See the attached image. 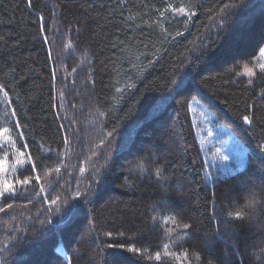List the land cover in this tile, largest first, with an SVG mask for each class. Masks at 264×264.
I'll return each mask as SVG.
<instances>
[{
  "label": "trees",
  "instance_id": "trees-1",
  "mask_svg": "<svg viewBox=\"0 0 264 264\" xmlns=\"http://www.w3.org/2000/svg\"><path fill=\"white\" fill-rule=\"evenodd\" d=\"M263 46L264 0H0V132L24 159L14 172L0 148L17 191L0 264H264ZM193 98L249 149L218 182L204 180ZM253 191L262 202L230 219ZM164 215L192 227L169 238L171 220L152 221Z\"/></svg>",
  "mask_w": 264,
  "mask_h": 264
},
{
  "label": "rangeland",
  "instance_id": "rangeland-1",
  "mask_svg": "<svg viewBox=\"0 0 264 264\" xmlns=\"http://www.w3.org/2000/svg\"><path fill=\"white\" fill-rule=\"evenodd\" d=\"M262 53H264V46L259 50L264 62V54ZM190 105L194 136L201 148L205 172L211 173L213 177L221 173L223 175L233 173L237 169L236 160L238 156L243 159V163L239 165V169H241L248 160L249 149L246 144L237 137L232 129L217 122L214 112L208 105L201 102L199 98L193 100ZM0 141L3 144L8 142V138L2 131L0 132ZM7 145L11 154L15 155V160L11 163V167H17L22 164L24 162L23 156L10 143ZM150 150L153 152V157H155L154 145L150 147ZM224 156H229V161H224ZM18 161L23 162L17 163ZM0 164L2 167L0 168V183L8 182V178H6L7 160ZM164 203L170 205L166 200Z\"/></svg>",
  "mask_w": 264,
  "mask_h": 264
},
{
  "label": "snow or ice",
  "instance_id": "snow-or-ice-1",
  "mask_svg": "<svg viewBox=\"0 0 264 264\" xmlns=\"http://www.w3.org/2000/svg\"><path fill=\"white\" fill-rule=\"evenodd\" d=\"M229 5L225 4L223 5V7H221L220 11L223 12ZM169 7H171V5H169ZM176 12L178 13H181L183 14L185 12V9L184 7H180V8H177L175 9ZM161 15H163V13H161ZM195 15V12H189L188 13V16L189 18H191V16ZM166 31V30H165ZM177 36L179 35H182L181 32H177L176 33ZM115 46V45H113ZM264 54V53H262ZM260 69L262 72H264V64H261L260 66ZM73 71H75V69H73ZM173 83H175L173 81ZM249 83H252V81L250 80ZM180 85H177V87H179ZM117 92H120L121 89L117 88L116 89ZM0 93L3 94V97H4V100H3V103H8V100H7V97H8V92L5 91V84L3 83H0ZM259 95H261L262 97H264V91H261L259 93ZM195 100V98H193ZM189 107H191V105H189ZM251 107V105H249V108ZM7 115V113H6ZM17 114H16V111L15 110H12L11 112V116L12 117H15ZM242 120L245 124L247 125H250L252 126L254 124V118L251 117L250 115L248 114H245L242 116ZM15 126L16 128H19L20 127V124H19V121L16 120L15 121ZM61 127H64L63 125H61ZM4 132H7L8 129L5 128L3 129ZM20 135L22 136L23 133H20ZM107 135L109 137H111L113 135L112 132H108ZM8 143H11V141H8L7 143H5L4 145H0V148L2 147H7V144ZM65 143L67 144L68 141L67 139L65 138ZM101 143H103V141H101ZM23 147H26L27 145H22ZM21 155H23V153H21ZM230 157L229 156H224L223 157V160L224 161H229ZM28 162L31 163V156L28 157ZM17 163H22L20 161H18ZM243 163V159L241 156H238L237 157V160H236V164H237V169L236 170H239V165H241ZM135 167L141 169V171H146L145 169V165L141 162L139 164H137ZM14 172L17 171V169L15 167H13L12 169ZM36 170V164L35 163H31V171L35 172ZM60 169L57 168L56 169V172L59 173ZM81 171L83 172L84 169H81ZM163 172H164V169L162 167H156L153 172H152V177L155 179L156 183L159 184L160 186L164 187V188H167L168 185H167V177L163 175ZM223 177V173L221 174H218L216 175L215 177L212 176L211 173H208V172H205L204 173V180L205 182H208V183H214V182H218L222 179ZM35 180L36 182L38 183L40 181V176L39 175H36L35 176ZM17 183L21 184V186H24V185H29L31 183V180L29 178H25L24 180L20 181L18 180ZM179 186V185H178ZM45 192V189L43 187L40 188V192L37 193V195H39L40 193H44ZM17 195V191L16 189L14 188V186L11 184V183H8L7 181H5L4 183V186L2 189H0V199H2L4 202L3 203H0V213H6L7 210L11 209L13 207L12 204L10 203H6V201L8 199H15ZM79 195V194H78ZM45 199H47V197L45 196ZM57 201L56 199H53L51 201L52 204H55ZM262 201L258 198V194L253 191L250 195V197L246 200L245 204L242 205V206H237L236 209L234 211H229L226 213V215L230 218V219H233V220H244L246 219L250 213L245 211V209H249V210H255V208L261 203ZM151 208L153 211H157L158 210V205L157 204H152L151 205ZM158 219H162L163 222L165 224L168 223L169 220H171V224L174 226V227H171V228H168L166 230V235L169 237V238H172V234L173 233H177V235L179 236H183L185 233H184V230H188L192 227V225L190 223H178L176 218L175 217H170V216H167V215H164L162 217H157V216H153L152 217V221L155 223ZM179 230V232H178ZM105 235L111 237L112 236V233L111 232H108L106 233ZM121 235H123V233H121ZM217 236H220L221 239L223 238V234H220V233H216ZM210 242L211 243H215V240L211 239L210 238ZM207 241H206V246H207ZM228 241H225V244L227 245ZM112 243H109L108 244V247L109 248H112ZM8 248V245L5 244L4 245V249H7ZM163 248L165 249V252H164V258L168 257L169 256V252L167 251V249L169 248V244L165 243L163 245ZM4 249H0V251H3ZM129 252H138L139 250L138 249H133V248H129L128 249ZM238 249H233L232 251V254L235 255L237 253ZM115 255H119V253H116ZM185 256H186V253H185ZM197 259H199V257L197 256ZM155 260L156 261H161L162 260V255L160 252H156L155 254ZM228 264H232V261H229Z\"/></svg>",
  "mask_w": 264,
  "mask_h": 264
},
{
  "label": "bare ground",
  "instance_id": "bare-ground-1",
  "mask_svg": "<svg viewBox=\"0 0 264 264\" xmlns=\"http://www.w3.org/2000/svg\"><path fill=\"white\" fill-rule=\"evenodd\" d=\"M118 164V163H117Z\"/></svg>",
  "mask_w": 264,
  "mask_h": 264
}]
</instances>
